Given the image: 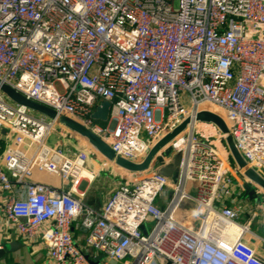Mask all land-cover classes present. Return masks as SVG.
Masks as SVG:
<instances>
[{
	"label": "built area",
	"instance_id": "1",
	"mask_svg": "<svg viewBox=\"0 0 264 264\" xmlns=\"http://www.w3.org/2000/svg\"><path fill=\"white\" fill-rule=\"evenodd\" d=\"M0 84L89 126L135 164L189 119L95 209L80 190L94 179L89 155L115 165L0 90V235L40 246L46 264H264L249 222L225 204L241 174L226 135L195 120L217 109L264 180V0H0ZM101 102L103 127L91 119ZM176 153L171 182L158 170Z\"/></svg>",
	"mask_w": 264,
	"mask_h": 264
},
{
	"label": "water",
	"instance_id": "2",
	"mask_svg": "<svg viewBox=\"0 0 264 264\" xmlns=\"http://www.w3.org/2000/svg\"><path fill=\"white\" fill-rule=\"evenodd\" d=\"M0 90L5 95V97L9 100H11L15 104H19L21 106H25L31 111H34L38 113L39 115L45 116V118L54 119L57 123L60 125H64L66 129L71 131L72 133L76 134L80 138H82L90 147H92L101 157H103L105 160L112 162L115 166L128 171L132 173H140L145 171L149 164H151L152 159L154 156L176 136L181 131L186 128L185 126L189 122V119L184 120L181 124L176 126V128H173L170 130L167 134H165L158 142L151 148V150L148 152L146 157L143 159V161L139 164L131 163L119 156H116L113 151L110 149V147L103 142L99 137L91 133L89 130H87L85 127L82 126V124H79L78 122L64 116L55 113L53 110L46 108V106H41L40 104L34 103L30 100L27 101L24 97L14 92L12 89H10L7 85H1L0 84ZM109 110V104L107 102H101L100 107H97L96 111L92 114L91 119L95 122L105 123L107 120ZM195 120L198 122L203 123H209L214 125L217 130L221 133L226 135L225 138V144L228 147V151L233 158L235 164L238 166V168L243 172L244 177L249 180L251 183L258 185L259 188H261L264 191V180L257 175L253 170H251L248 166H246L244 160L238 153V151L235 149L233 142L228 136L227 127L224 123V121L216 114H213L208 111H200L195 114ZM167 154H169V150L166 151ZM181 160V153H176L172 155L170 162L167 165L162 166L158 173L164 177L165 179H170L171 182H176L178 171H179V165ZM159 162L162 160L159 158ZM244 193L248 195L249 198H254L256 201H260L259 197L255 194L253 189L248 186V184H243ZM0 260L4 259L6 254L9 252H12L16 248L20 247V244L18 242H11V243H2L0 244ZM101 256L97 257L94 261H97L100 259ZM111 264H115L114 261L110 262ZM160 264H169L167 261L160 259Z\"/></svg>",
	"mask_w": 264,
	"mask_h": 264
},
{
	"label": "crops",
	"instance_id": "3",
	"mask_svg": "<svg viewBox=\"0 0 264 264\" xmlns=\"http://www.w3.org/2000/svg\"><path fill=\"white\" fill-rule=\"evenodd\" d=\"M85 170L92 174L94 179L93 181L84 179L80 190L84 192V202L95 209H99L106 202L117 184L126 178L128 173V171L104 162L102 158L93 153L89 155ZM241 174L237 175L233 181L234 192L237 194L227 199L225 204L239 209V216L236 219L238 223L247 224L249 222V230L255 238L249 237L247 240L257 251L262 246L264 247V199L260 196L258 202L244 193L243 184L246 183L251 188L252 185L249 184L250 181L244 177L242 171ZM11 242H18L20 247L6 254L4 259L0 260V264L47 263L46 254L40 246H28L15 236L8 240L4 235H0V244Z\"/></svg>",
	"mask_w": 264,
	"mask_h": 264
},
{
	"label": "rangeland",
	"instance_id": "4",
	"mask_svg": "<svg viewBox=\"0 0 264 264\" xmlns=\"http://www.w3.org/2000/svg\"><path fill=\"white\" fill-rule=\"evenodd\" d=\"M55 88L59 91V92H61L62 91V89H61V86L58 84V83H56L55 84ZM5 100L8 102V103H11V104H13V102L11 101V100H9V99H7V98H5ZM31 115L32 116H35V117H39V114L38 113H36V112H34V111H32L31 112ZM205 130H208L209 132H211L209 129V127H203ZM57 141H58V137L56 136V134H52L51 136H50V138L48 139V142H50L49 144H53V143H57ZM82 143V142H81ZM84 144V143H83ZM222 145L224 144V141L221 143ZM187 186H188V188H189V185L187 184ZM192 193V192H191ZM193 194V193H192ZM259 196V195H258ZM259 199H260V196H259ZM157 205H160V206H163L164 205V203L166 202V201H164L163 200V194L162 195H160V199H158L157 201ZM142 230H143V228H142ZM257 254L259 255V257L262 255L263 256V258L262 259H264V247L262 246L261 247V249L259 248L258 250H257ZM91 255H93V253L92 252H90V256ZM261 256V257H262ZM260 257V258H261ZM118 264H121V263H118Z\"/></svg>",
	"mask_w": 264,
	"mask_h": 264
},
{
	"label": "bare ground",
	"instance_id": "5",
	"mask_svg": "<svg viewBox=\"0 0 264 264\" xmlns=\"http://www.w3.org/2000/svg\"><path fill=\"white\" fill-rule=\"evenodd\" d=\"M212 112H214V113H216V114H220L218 111H217V109H214V110H211ZM86 128H88L89 130H91L90 128H89V126H86V125H84ZM89 174L86 172V171H83V176H88Z\"/></svg>",
	"mask_w": 264,
	"mask_h": 264
},
{
	"label": "trees",
	"instance_id": "6",
	"mask_svg": "<svg viewBox=\"0 0 264 264\" xmlns=\"http://www.w3.org/2000/svg\"><path fill=\"white\" fill-rule=\"evenodd\" d=\"M97 124H99L100 126H105V123H100V122H96Z\"/></svg>",
	"mask_w": 264,
	"mask_h": 264
}]
</instances>
